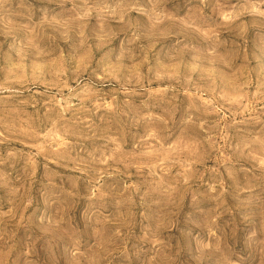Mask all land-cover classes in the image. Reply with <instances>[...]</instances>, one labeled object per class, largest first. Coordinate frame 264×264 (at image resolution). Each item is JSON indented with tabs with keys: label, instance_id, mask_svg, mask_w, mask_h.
<instances>
[{
	"label": "rangeland",
	"instance_id": "rangeland-1",
	"mask_svg": "<svg viewBox=\"0 0 264 264\" xmlns=\"http://www.w3.org/2000/svg\"><path fill=\"white\" fill-rule=\"evenodd\" d=\"M0 264H264V0H0Z\"/></svg>",
	"mask_w": 264,
	"mask_h": 264
}]
</instances>
